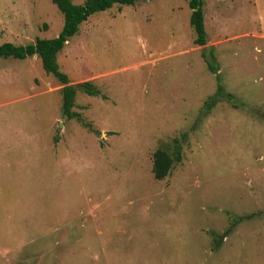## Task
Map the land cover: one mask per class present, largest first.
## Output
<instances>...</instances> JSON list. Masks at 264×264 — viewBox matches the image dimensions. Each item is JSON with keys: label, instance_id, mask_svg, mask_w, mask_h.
<instances>
[{"label": "rangeland", "instance_id": "1", "mask_svg": "<svg viewBox=\"0 0 264 264\" xmlns=\"http://www.w3.org/2000/svg\"><path fill=\"white\" fill-rule=\"evenodd\" d=\"M188 1L114 5L78 27L59 70L106 97L76 93L82 124L61 116L37 56L0 59V264H264V0H203L204 46ZM62 25L49 0H0V44ZM218 86L238 108L217 98L197 121ZM174 139L182 159L155 180Z\"/></svg>", "mask_w": 264, "mask_h": 264}, {"label": "trees", "instance_id": "2", "mask_svg": "<svg viewBox=\"0 0 264 264\" xmlns=\"http://www.w3.org/2000/svg\"><path fill=\"white\" fill-rule=\"evenodd\" d=\"M63 16V25L60 33L56 38L45 40L36 39L33 44L25 46H16L11 43L0 44V59H16L24 60L32 56H37L40 60L43 71L55 78L61 85V116L67 120L75 119L80 124L79 115L72 112L75 106V96L77 92H82L88 96L100 97L106 99L104 95H100V91L93 87L89 82H83L75 86H69L67 76L60 72L56 58L57 54L63 49L69 38L78 32V27L85 22L91 15L109 10L114 5L117 6H133L142 0H85L82 4L76 5L70 0H49ZM152 1V0H147ZM188 7L191 10L189 17V26L192 28L195 39L194 44L204 46L206 44V33L203 23V0H189ZM208 69L212 73H216L214 66V56L210 52L206 55L201 53ZM223 99L233 108H238L234 97L228 93H224L221 86L217 87L216 92L204 102L203 109L198 114L197 121L203 120L213 109L217 100ZM83 127L90 131L87 124ZM181 141L172 140L170 144H166L163 148L157 149L152 157V174L155 180H163L169 174L173 165L179 163L181 157ZM242 220L241 217H235L231 224H237ZM217 243V242H216Z\"/></svg>", "mask_w": 264, "mask_h": 264}]
</instances>
